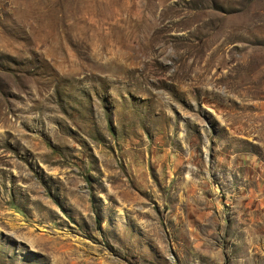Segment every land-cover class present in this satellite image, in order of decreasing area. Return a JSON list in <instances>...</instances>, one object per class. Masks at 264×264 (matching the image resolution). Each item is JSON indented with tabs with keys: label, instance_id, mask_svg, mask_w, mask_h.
I'll list each match as a JSON object with an SVG mask.
<instances>
[{
	"label": "rangeland",
	"instance_id": "1",
	"mask_svg": "<svg viewBox=\"0 0 264 264\" xmlns=\"http://www.w3.org/2000/svg\"><path fill=\"white\" fill-rule=\"evenodd\" d=\"M0 264H264V0H0Z\"/></svg>",
	"mask_w": 264,
	"mask_h": 264
}]
</instances>
